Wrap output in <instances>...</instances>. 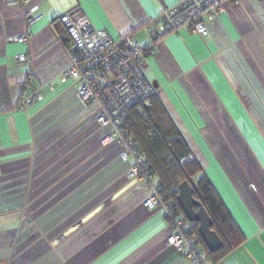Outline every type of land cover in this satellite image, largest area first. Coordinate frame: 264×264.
<instances>
[{
  "label": "crops",
  "instance_id": "crops-1",
  "mask_svg": "<svg viewBox=\"0 0 264 264\" xmlns=\"http://www.w3.org/2000/svg\"><path fill=\"white\" fill-rule=\"evenodd\" d=\"M179 1L0 0V264H194L168 244L165 211L144 205L158 177L130 178L131 160L103 142L110 129L64 75L68 41L54 30L76 9L146 46ZM208 26L165 36L143 68L245 235L218 264H264V0L229 1Z\"/></svg>",
  "mask_w": 264,
  "mask_h": 264
},
{
  "label": "built area",
  "instance_id": "built-area-1",
  "mask_svg": "<svg viewBox=\"0 0 264 264\" xmlns=\"http://www.w3.org/2000/svg\"><path fill=\"white\" fill-rule=\"evenodd\" d=\"M7 1L14 3L18 0ZM229 1L240 3V0H180L153 19L151 43L146 46L132 34L112 38L105 29L96 28L80 10H70L60 16L69 34L66 48L70 61L64 75L75 80L80 102L97 105L98 124L110 129L103 142L114 141L121 147V159L131 160L132 163L128 176L139 183H150L154 176L135 146L129 129L123 124V117L131 105L146 100L155 92L144 71L143 59L154 53L156 42L171 33L186 30L207 36L208 24L218 19ZM36 9L28 10V24L34 21L33 12ZM27 39V36L17 38L20 42ZM17 60L25 61L26 56L18 55ZM41 98L40 91L35 90L23 99L19 107L23 109ZM144 205L149 209L162 208L165 211L171 227L167 239L169 245L181 251L194 264L207 262V251L193 232L191 222L165 202L156 187Z\"/></svg>",
  "mask_w": 264,
  "mask_h": 264
},
{
  "label": "trees",
  "instance_id": "trees-1",
  "mask_svg": "<svg viewBox=\"0 0 264 264\" xmlns=\"http://www.w3.org/2000/svg\"><path fill=\"white\" fill-rule=\"evenodd\" d=\"M54 30L64 42H69L68 31L60 17L54 22ZM123 124L129 129V134L139 153L143 155L149 171L158 177V194L185 218L177 195L180 183H191L194 197L202 202L211 216V228L223 240V247L211 252L198 233L197 223L191 222L192 230L207 251L208 259L212 264H218L244 242L245 235L161 99L154 92L146 100L131 105L123 117Z\"/></svg>",
  "mask_w": 264,
  "mask_h": 264
},
{
  "label": "water",
  "instance_id": "water-1",
  "mask_svg": "<svg viewBox=\"0 0 264 264\" xmlns=\"http://www.w3.org/2000/svg\"><path fill=\"white\" fill-rule=\"evenodd\" d=\"M177 201L186 218L190 222L198 224V233L206 247L211 252L220 250L224 245L223 240L211 228L212 218L202 202L194 197V189L189 181L180 183Z\"/></svg>",
  "mask_w": 264,
  "mask_h": 264
}]
</instances>
